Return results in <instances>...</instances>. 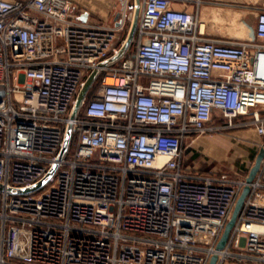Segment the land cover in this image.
I'll return each instance as SVG.
<instances>
[{"label":"built area","instance_id":"obj_1","mask_svg":"<svg viewBox=\"0 0 264 264\" xmlns=\"http://www.w3.org/2000/svg\"><path fill=\"white\" fill-rule=\"evenodd\" d=\"M123 1L112 22L89 23L71 0H0V264H264V159L251 182L183 162L217 118L264 135V9L255 38L221 40L204 0H142L135 50L101 69L71 120L124 41ZM54 166L38 190L13 192Z\"/></svg>","mask_w":264,"mask_h":264},{"label":"rangeland","instance_id":"obj_2","mask_svg":"<svg viewBox=\"0 0 264 264\" xmlns=\"http://www.w3.org/2000/svg\"><path fill=\"white\" fill-rule=\"evenodd\" d=\"M113 1L114 3L110 9L109 16L107 17V20L111 22L115 19V16L118 14L120 15V12L124 7L121 0ZM252 9L253 8L250 6L246 8L248 12L246 13L244 19L247 22V25L242 24L240 27H238V22L242 20H238L237 23L233 20H229L228 22L216 24L217 22H220V19L217 16L216 19L214 18L210 20L212 22L208 21L209 23L207 32L212 31L219 36H223V39L226 40H244L255 38V21L252 12H250ZM133 11L134 4L130 11L128 26L123 37L124 39L126 38L129 31ZM213 22H215V24ZM212 26L214 27L212 28ZM135 45L136 41H133L128 52H133L136 47ZM118 63L119 62H116L114 66ZM112 66L113 65H111V67ZM222 121V125L216 124L220 126V128L211 134L216 136L215 139L219 144H221V146L227 148L228 154L218 153L217 151H211L212 153L207 152L205 145L201 143L202 141L204 142L205 138L210 137L206 136V134L198 135L190 138L188 143L185 144L184 155L186 165L190 166V168L193 170H200L201 172L216 169L231 174L239 173L242 176L249 175V172L255 164L258 154L264 147V135H258L256 131L253 130V126L251 125L237 126L235 125L237 122L236 121L234 122L233 126H227L226 120L223 119Z\"/></svg>","mask_w":264,"mask_h":264},{"label":"crops","instance_id":"obj_3","mask_svg":"<svg viewBox=\"0 0 264 264\" xmlns=\"http://www.w3.org/2000/svg\"><path fill=\"white\" fill-rule=\"evenodd\" d=\"M75 6V14L81 21L89 22V23H96V22H103L107 20L109 16L110 9L114 3L113 0H71ZM123 0H121L122 2ZM232 6V7H228ZM250 6L253 8L250 12H252L254 21L256 23V17L260 10L264 9V0H204L202 9H201V17L206 20L207 22H212L210 20L216 19L218 16L220 22L216 24L228 22L229 20H233L234 22H238V20H242L238 22V27L242 24L247 25L244 17L248 10L246 8ZM175 7L183 8L182 4H176ZM208 22V23H209ZM215 24V22H213ZM211 27V26H210ZM214 26H212L213 28ZM208 37L215 38V39H223V36H219L212 31L208 32ZM222 118H217L216 123L218 125H222L221 123ZM253 130H257L253 127ZM260 135V134H258ZM206 136L210 138H205L204 142L202 141L201 144L205 145L206 151L212 153L211 151H217L218 153L228 154L227 148L221 146V144L216 141V136H213L211 133H207ZM261 136V135H260ZM229 145V142L227 140ZM184 166L190 168V166L186 165L185 162V155H184ZM201 172L200 170H198ZM205 173H217V172H225L213 169L211 171H204ZM202 172V173H204ZM233 175H241L239 173H233Z\"/></svg>","mask_w":264,"mask_h":264},{"label":"water","instance_id":"obj_4","mask_svg":"<svg viewBox=\"0 0 264 264\" xmlns=\"http://www.w3.org/2000/svg\"><path fill=\"white\" fill-rule=\"evenodd\" d=\"M141 6H142V0H134L133 16L131 18V24H130L129 31L127 33L126 38L122 42L118 52L115 53L113 56H111L109 59L103 61L100 64V66L95 68L91 72V74L88 76V78L85 81V84L80 89V91L77 95L76 101L72 107V110H71V113L69 116L71 120L75 119L76 116L78 115V113L82 107V104H83L85 98L87 97V94H88L90 88L92 87V85L94 84L96 79L98 78V76L101 72V69L116 63L128 52L130 46L132 45V42L134 41V39L136 37ZM72 131H73V124H72V122H70L67 126V130H66V134H65V138H64V146H63V149L60 153L59 158H63L65 156L66 152L68 151V148H69L70 142H71ZM263 159H264V147L261 149L260 153L258 154V156L256 158L255 164L253 165V167L251 168V170L249 172V175L247 177L248 182H251L254 179V177L256 176V174L258 173V171L260 170ZM56 167L57 166H54L51 169V171L49 172V174L43 180H41L39 183H37L31 187H27V188L14 189L13 192L19 193V194H25V193H29V192H33V191L38 190L48 181L49 177L56 170ZM3 188H4L3 185L0 183V189H3ZM249 192H250V186L246 185L244 187L243 191L241 192L240 196L238 197L237 201H236V204H235V207H234V210L232 212L230 219L226 223L223 234H222V236H221V238L217 244L218 250H221L226 246V244L229 240L231 231L237 222L239 213L243 208V205L245 203L246 197L249 194ZM217 260H218V256L214 255L210 260V264H216Z\"/></svg>","mask_w":264,"mask_h":264},{"label":"trees","instance_id":"obj_5","mask_svg":"<svg viewBox=\"0 0 264 264\" xmlns=\"http://www.w3.org/2000/svg\"><path fill=\"white\" fill-rule=\"evenodd\" d=\"M99 82H100V79H98V80L96 81V83L94 84V88L98 86Z\"/></svg>","mask_w":264,"mask_h":264},{"label":"bare ground","instance_id":"obj_6","mask_svg":"<svg viewBox=\"0 0 264 264\" xmlns=\"http://www.w3.org/2000/svg\"><path fill=\"white\" fill-rule=\"evenodd\" d=\"M122 2H123V6H125V3H124V1H122ZM123 8H124V7H123ZM123 8H122V9H123ZM118 15H119V14H118ZM118 15H117V16H118Z\"/></svg>","mask_w":264,"mask_h":264}]
</instances>
